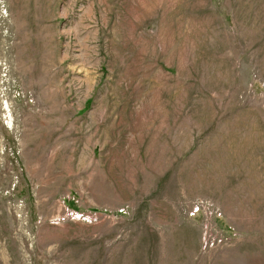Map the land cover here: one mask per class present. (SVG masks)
<instances>
[{"label": "rangeland", "instance_id": "1", "mask_svg": "<svg viewBox=\"0 0 264 264\" xmlns=\"http://www.w3.org/2000/svg\"><path fill=\"white\" fill-rule=\"evenodd\" d=\"M0 264H264V0H0Z\"/></svg>", "mask_w": 264, "mask_h": 264}, {"label": "built area", "instance_id": "2", "mask_svg": "<svg viewBox=\"0 0 264 264\" xmlns=\"http://www.w3.org/2000/svg\"><path fill=\"white\" fill-rule=\"evenodd\" d=\"M200 209H204V207L202 205H200L199 203L194 204L190 210V215L197 214L200 211ZM208 234H209V238L204 237L203 242L205 243L204 245L211 247L214 245L215 240L213 237L210 236V234H211L210 230H208Z\"/></svg>", "mask_w": 264, "mask_h": 264}]
</instances>
